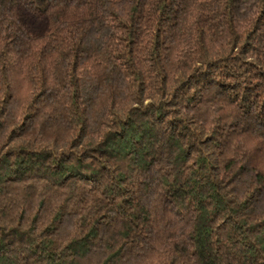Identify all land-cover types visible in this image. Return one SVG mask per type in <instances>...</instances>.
Listing matches in <instances>:
<instances>
[{"label": "trees", "instance_id": "obj_1", "mask_svg": "<svg viewBox=\"0 0 264 264\" xmlns=\"http://www.w3.org/2000/svg\"><path fill=\"white\" fill-rule=\"evenodd\" d=\"M0 264H264V0H0Z\"/></svg>", "mask_w": 264, "mask_h": 264}]
</instances>
